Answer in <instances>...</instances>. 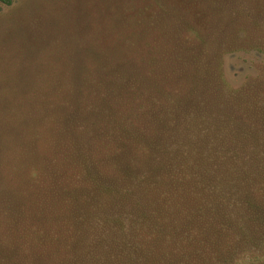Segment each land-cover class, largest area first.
<instances>
[{
  "label": "trees",
  "instance_id": "obj_1",
  "mask_svg": "<svg viewBox=\"0 0 264 264\" xmlns=\"http://www.w3.org/2000/svg\"><path fill=\"white\" fill-rule=\"evenodd\" d=\"M236 21L104 46L51 79L21 124L37 147L20 159L7 264H264V36L242 30L262 60L232 87Z\"/></svg>",
  "mask_w": 264,
  "mask_h": 264
},
{
  "label": "rangeland",
  "instance_id": "obj_2",
  "mask_svg": "<svg viewBox=\"0 0 264 264\" xmlns=\"http://www.w3.org/2000/svg\"><path fill=\"white\" fill-rule=\"evenodd\" d=\"M232 17L234 31H240L231 40L238 45L221 60L226 82L237 88L260 69L262 55L247 48L253 43L242 30L253 31V41L262 39L264 28L254 30L259 27L254 24L264 21V0H0V264L18 250L19 234L5 229L18 215L21 156L37 147L36 134L19 137L21 124L37 94L51 92V79L79 77L98 63L104 46L122 52L129 44L156 45L164 33L173 40L170 34L185 30L206 37ZM212 40L224 41L221 36ZM33 126L26 127L29 134Z\"/></svg>",
  "mask_w": 264,
  "mask_h": 264
}]
</instances>
